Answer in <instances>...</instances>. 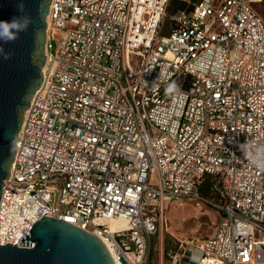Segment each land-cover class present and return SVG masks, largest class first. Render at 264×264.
<instances>
[{
    "label": "built area",
    "instance_id": "2783aa9c",
    "mask_svg": "<svg viewBox=\"0 0 264 264\" xmlns=\"http://www.w3.org/2000/svg\"><path fill=\"white\" fill-rule=\"evenodd\" d=\"M263 1L199 0L161 35L170 0H52L0 245L33 248L21 238L56 217L105 239L117 264H149L166 204L192 199L220 223L173 264H264ZM206 176L220 201L200 192Z\"/></svg>",
    "mask_w": 264,
    "mask_h": 264
},
{
    "label": "water",
    "instance_id": "95a60500",
    "mask_svg": "<svg viewBox=\"0 0 264 264\" xmlns=\"http://www.w3.org/2000/svg\"><path fill=\"white\" fill-rule=\"evenodd\" d=\"M52 0H22L33 19L19 39L2 44L9 59L0 55V198L8 179L23 114L43 79L46 63L47 16ZM21 0H0V20L18 15ZM0 245V264H116L102 239L70 221L43 216L23 236L21 245Z\"/></svg>",
    "mask_w": 264,
    "mask_h": 264
},
{
    "label": "rangeland",
    "instance_id": "374dc122",
    "mask_svg": "<svg viewBox=\"0 0 264 264\" xmlns=\"http://www.w3.org/2000/svg\"><path fill=\"white\" fill-rule=\"evenodd\" d=\"M197 1L199 0H190ZM187 5L182 0H171L162 22L161 35H168L171 31L170 15ZM220 217L221 212L207 202L198 204L192 199L168 202L164 229L152 239L149 264H173L172 255L183 251L181 241L197 242L213 237ZM184 261H189V257H184L182 264H185Z\"/></svg>",
    "mask_w": 264,
    "mask_h": 264
},
{
    "label": "clouds",
    "instance_id": "9594fccd",
    "mask_svg": "<svg viewBox=\"0 0 264 264\" xmlns=\"http://www.w3.org/2000/svg\"><path fill=\"white\" fill-rule=\"evenodd\" d=\"M16 11L18 15L12 16L10 20H0V42L2 44L11 43L19 39L20 33L28 31L33 23V19L27 13L26 6L22 0L16 4ZM2 44H0V55H3L4 59H9L11 54L5 51ZM177 87V85L173 84L169 90Z\"/></svg>",
    "mask_w": 264,
    "mask_h": 264
},
{
    "label": "trees",
    "instance_id": "16d2710c",
    "mask_svg": "<svg viewBox=\"0 0 264 264\" xmlns=\"http://www.w3.org/2000/svg\"><path fill=\"white\" fill-rule=\"evenodd\" d=\"M212 177L206 176L199 185L200 192L213 201H220L219 196L212 190Z\"/></svg>",
    "mask_w": 264,
    "mask_h": 264
},
{
    "label": "bare ground",
    "instance_id": "6f19581e",
    "mask_svg": "<svg viewBox=\"0 0 264 264\" xmlns=\"http://www.w3.org/2000/svg\"><path fill=\"white\" fill-rule=\"evenodd\" d=\"M47 20H49V18ZM123 226H126V222L124 220H121V219L111 220V222H110L111 229H115L116 227H123ZM101 239H102V241L104 242V244L106 245V247L108 248L109 252L111 253V255L114 258V249L112 248L111 244L108 243L105 239H103V238H101Z\"/></svg>",
    "mask_w": 264,
    "mask_h": 264
},
{
    "label": "crops",
    "instance_id": "0c3cea01",
    "mask_svg": "<svg viewBox=\"0 0 264 264\" xmlns=\"http://www.w3.org/2000/svg\"><path fill=\"white\" fill-rule=\"evenodd\" d=\"M182 1L188 3V5L185 8H183V9H186V10L191 9L192 6H193V4L195 3V2H190V0H182ZM170 2H171V0H170ZM254 7H255L256 11L260 15H263L264 16V1L263 2H259V3H255L254 4ZM184 263L185 264H195V263H193V261H190V260L189 261H184Z\"/></svg>",
    "mask_w": 264,
    "mask_h": 264
}]
</instances>
